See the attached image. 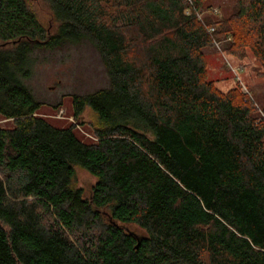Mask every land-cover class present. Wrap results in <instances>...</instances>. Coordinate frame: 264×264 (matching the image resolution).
Returning a JSON list of instances; mask_svg holds the SVG:
<instances>
[{
  "label": "trees",
  "instance_id": "obj_1",
  "mask_svg": "<svg viewBox=\"0 0 264 264\" xmlns=\"http://www.w3.org/2000/svg\"><path fill=\"white\" fill-rule=\"evenodd\" d=\"M36 1L0 0V264H264V107L208 81L205 0H41L48 27ZM236 10L264 68V0ZM85 40L110 78L73 99L96 143L27 84L36 52Z\"/></svg>",
  "mask_w": 264,
  "mask_h": 264
},
{
  "label": "rangeland",
  "instance_id": "obj_2",
  "mask_svg": "<svg viewBox=\"0 0 264 264\" xmlns=\"http://www.w3.org/2000/svg\"><path fill=\"white\" fill-rule=\"evenodd\" d=\"M36 10L48 27L53 22L46 3L36 1ZM237 0H205L203 10L197 12L199 21L205 24L212 36V45L204 50L207 63V79L221 92H237L264 107V68L252 51L245 46L234 47L236 38L232 32H245L233 20ZM206 21H210L207 23ZM52 26H55L52 24ZM233 30H230L232 29ZM230 30V32L225 31ZM34 98L42 104L37 116L53 125H74L78 135L86 142L96 143L93 124L95 115L86 108L79 118L74 116L75 96L94 93L108 88L110 78L99 52L89 41L67 45L56 51L36 52L33 76L27 83ZM13 120L0 117V127L12 128ZM97 179L78 168L75 185L89 198ZM133 233H141L136 226H127Z\"/></svg>",
  "mask_w": 264,
  "mask_h": 264
}]
</instances>
